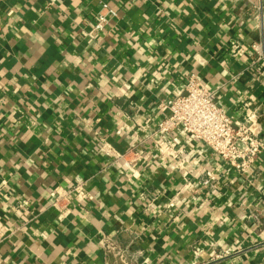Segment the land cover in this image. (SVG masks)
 Listing matches in <instances>:
<instances>
[{
    "label": "crops",
    "instance_id": "crops-1",
    "mask_svg": "<svg viewBox=\"0 0 264 264\" xmlns=\"http://www.w3.org/2000/svg\"><path fill=\"white\" fill-rule=\"evenodd\" d=\"M102 3L116 16L88 40ZM263 13L264 0H0V264H264V150L238 175L176 132L191 173L217 179L189 177L177 199L187 181L169 162L125 173L98 153L99 137L122 151L153 129L190 74L235 124L256 111L264 140ZM79 180L90 199L60 221L52 191Z\"/></svg>",
    "mask_w": 264,
    "mask_h": 264
},
{
    "label": "built area",
    "instance_id": "built-area-1",
    "mask_svg": "<svg viewBox=\"0 0 264 264\" xmlns=\"http://www.w3.org/2000/svg\"><path fill=\"white\" fill-rule=\"evenodd\" d=\"M115 16L116 12L102 3L100 11L92 17L89 29L83 31V37L94 40ZM260 28L264 29V13L261 14ZM232 47L237 49L238 45L232 43ZM251 50L254 56L251 66H262L263 41L253 43ZM256 72L259 73L258 70ZM241 107L248 110L250 105L248 101H243ZM157 109L160 116L153 129L147 131L145 127H138L133 141L122 151H117L104 137H99L98 153L107 158L110 165L119 166L125 173L148 167L153 157L159 162H169L174 172L187 181L178 190L175 199L183 196L189 177L199 179L202 187L211 188H215L217 180L210 176L204 179L205 175L201 173H191L189 167L193 164V158L186 157L184 148L171 139L176 132H182L208 148L214 158L231 167L238 175H247L264 150L256 111L244 114L241 121L235 124L225 110L215 103L211 91L194 74L186 77L183 95L169 101H159ZM86 182L79 180L68 188L54 187L49 207L56 213L58 220L65 219L71 213L73 204L81 207L90 199ZM17 208L24 210L21 205ZM8 232V228L0 223V244L10 236Z\"/></svg>",
    "mask_w": 264,
    "mask_h": 264
}]
</instances>
